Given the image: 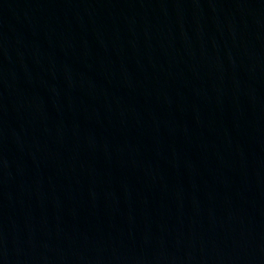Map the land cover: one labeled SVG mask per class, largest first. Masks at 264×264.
Instances as JSON below:
<instances>
[{
    "label": "water",
    "instance_id": "1",
    "mask_svg": "<svg viewBox=\"0 0 264 264\" xmlns=\"http://www.w3.org/2000/svg\"><path fill=\"white\" fill-rule=\"evenodd\" d=\"M0 264H264V0H0Z\"/></svg>",
    "mask_w": 264,
    "mask_h": 264
}]
</instances>
